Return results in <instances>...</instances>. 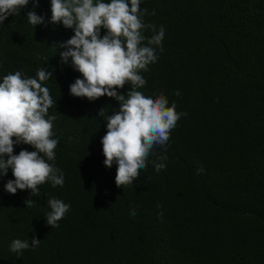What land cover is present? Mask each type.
<instances>
[{"label":"trees","instance_id":"1","mask_svg":"<svg viewBox=\"0 0 264 264\" xmlns=\"http://www.w3.org/2000/svg\"><path fill=\"white\" fill-rule=\"evenodd\" d=\"M32 3L0 26V74L13 68L17 54V70L26 75L53 71L48 84L56 103L49 115L56 116L64 185L47 182L38 186L40 196L30 197L27 189L5 190L11 168L0 175V264H264V0H141L148 10L143 21L166 33L157 61L140 71L147 84L138 90L163 92L187 115L166 148L153 149L133 185L122 187L116 163H103L107 128L97 115L101 108L111 115L119 102L70 94L81 74L71 61L60 63L64 49L54 43L73 30L30 25ZM50 7V0H39L35 11L47 22ZM28 147L16 145L14 153ZM159 155L167 156L166 168L156 172ZM29 197L31 207L24 203ZM53 197L71 205L58 227L45 220ZM33 237L38 247L19 257L10 251L12 240Z\"/></svg>","mask_w":264,"mask_h":264},{"label":"clouds","instance_id":"2","mask_svg":"<svg viewBox=\"0 0 264 264\" xmlns=\"http://www.w3.org/2000/svg\"><path fill=\"white\" fill-rule=\"evenodd\" d=\"M29 0H0V26L9 16H19L21 8ZM50 20L45 14L38 15L35 9L39 0H33L26 20L32 26L62 24L72 29L73 35L54 44L59 49L60 63L71 65L81 74L69 85L74 97L96 100L102 96L114 98L119 108L105 116L104 108L97 113L106 122V133L101 137L103 163L111 168L117 165L115 183L117 187L133 185L148 166V157L155 147L166 148L172 129L186 112H178L177 104H169L167 96L146 95L143 91L147 80L140 71L158 59L157 49L163 51L166 29L163 25L145 23L147 9H141V0H50ZM155 15V12L152 13ZM105 30L101 35V30ZM151 30L152 35L143 33ZM20 63L17 54L13 68L0 74V175H7L11 168L14 179L4 185L7 192L30 190L31 196H40L38 186L51 182L52 187H63L64 174L56 166L58 138H53L55 115H49L54 100L50 95L48 80L53 71L39 68L36 75L17 70ZM0 65L2 60L0 58ZM125 84L131 88L127 93L119 92ZM180 96L179 90L174 93ZM26 144L18 154L14 146ZM156 172L166 168V155L157 156ZM204 172L203 166L197 174ZM24 201L31 207L34 200ZM49 211L45 220L51 227L70 211L71 205L55 197L47 200ZM159 208L160 205H157ZM135 217V208L130 209ZM163 218V211L158 213ZM40 239H14L10 251L22 256L23 251L36 248Z\"/></svg>","mask_w":264,"mask_h":264}]
</instances>
